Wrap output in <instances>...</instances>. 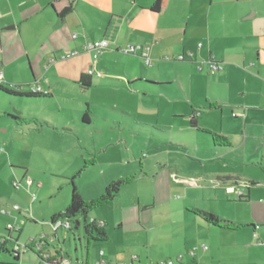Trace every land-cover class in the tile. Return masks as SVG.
Here are the masks:
<instances>
[{"label":"crops","instance_id":"0c3cea01","mask_svg":"<svg viewBox=\"0 0 264 264\" xmlns=\"http://www.w3.org/2000/svg\"><path fill=\"white\" fill-rule=\"evenodd\" d=\"M154 2L155 0H0L1 86L6 89L26 86L27 89H18L20 93H29L31 86H39L50 93V97H16L22 101L17 103L38 109L42 106L40 103L53 98L52 89L56 82L62 86L59 87L61 94H68L71 86L88 91L96 85L113 83L142 95L158 94L171 100L175 92L178 93L173 91V80L181 92L188 90L187 80L198 81L197 91L202 89L199 82L201 85L203 81L204 85L212 84L210 91L215 95L213 101L203 97L200 108L191 109L189 116L191 128L195 132L206 134L217 152L214 160H208L209 163L203 165L209 171L202 175L198 183L194 181V184H189L183 178H179V183L172 182V176H177L181 169L176 164H166L155 153L147 164L127 163L120 166L119 173L109 172L117 164H100L93 180L104 188L118 179L128 180L120 191L129 183L152 181L151 206L156 209L166 205L168 214H176L178 211L168 204L170 199L157 203L158 182L166 181V185L170 187L192 186L198 195L214 201L216 206L205 203L181 209L186 213L187 219L181 224L182 227L173 231L168 243L157 248L158 260H162L161 262L172 260L173 264H264V40H260L261 34L257 32L260 23L264 26V9L258 7V3H264V0H168L166 6L158 12L152 11ZM73 34L76 35L75 38H72ZM100 39H108L110 46L93 62L91 54L85 52L84 48L88 42ZM195 40L205 44L208 59L214 56L221 65V70L210 69L204 73L201 70L195 73L198 54ZM130 44L139 45L142 49L143 46H148L147 56L158 59L157 69L163 70L166 78L150 83L139 79V76L135 77L131 67L127 66L128 61L135 60L128 54L126 57L122 56L125 71L115 66H112L115 73H101L98 70L106 58L119 56L117 50ZM111 47L116 51H112ZM73 53L76 54L65 57ZM180 54H191V58L186 55L189 58L187 62L176 61ZM140 58L144 63L141 55ZM151 65L150 61L149 66ZM102 68L111 69L106 65ZM89 69H93V74H87ZM82 75L91 83L87 88H82L79 83ZM0 96L8 99V102L9 97L14 98L1 90ZM3 110L5 111L0 117H7V124L4 127L2 122L1 129L7 136V114L10 111L7 106ZM11 110H15V107L12 106ZM17 112L22 116L20 111ZM178 114V111H173V118L178 117ZM202 115L220 120V126L212 131L226 138L228 146L213 145L210 134L214 133L206 131L210 128L200 125L196 119ZM30 118L29 122L13 126L21 130L30 129L34 133L48 131L58 135V155H71L77 159L81 152L79 149L86 150L88 156L96 152L99 156H104L107 151L116 149L109 141L106 144L99 141L100 147H95L96 143L91 140L92 134L88 131L86 133L91 125L90 118L86 115L63 118L35 111L30 113ZM81 132L84 133L83 137ZM159 135L160 141L168 143V146L174 147L173 143L176 144L169 132H161ZM0 140L8 150V141L3 137ZM216 165L222 168L219 173L214 169ZM226 169L230 170L223 171ZM207 174L211 176L209 179L206 178ZM222 174L226 176L224 180L220 179ZM243 185L246 187L243 188ZM240 190L243 191L242 199L236 195ZM120 191L113 200L120 198ZM141 206V211L149 208L148 204ZM126 208L135 209V206L120 207L117 221L113 220L114 224L119 223L120 228H123ZM195 210L212 214L223 222L239 227H214L196 215ZM130 217L133 220V216ZM90 220H105L107 227V219L94 216ZM131 226L126 230L134 234L150 228L153 230L152 227L146 230L135 224ZM164 231L156 235L157 240L164 237ZM244 232L248 238L246 241L241 239ZM254 234L257 235L256 238ZM9 236L11 240L8 242H14L12 233ZM204 242L209 245L205 250L202 249ZM99 250L102 249L99 248L98 252ZM192 250L193 256L189 255Z\"/></svg>","mask_w":264,"mask_h":264},{"label":"rangeland","instance_id":"374dc122","mask_svg":"<svg viewBox=\"0 0 264 264\" xmlns=\"http://www.w3.org/2000/svg\"><path fill=\"white\" fill-rule=\"evenodd\" d=\"M258 7L264 9V3L259 2ZM263 27L260 23L257 28V32L261 34L260 40H264ZM194 43L198 50L195 73L197 74L201 70L204 73L205 70H210L208 51H205V44L202 41L195 40ZM129 46L138 47L139 45L130 44L117 50L119 56H110L101 65L102 67L106 65L111 69L105 70L100 66L98 70L101 73H115L112 66L124 70L122 56L126 57L127 55L122 50ZM143 47L144 49L149 48L148 46ZM111 50L116 51L114 47H111ZM210 52L217 55L212 50ZM139 54L140 52L128 54L135 60V62L128 61L127 63L135 77L139 76L141 77L139 79L147 80L150 83H157L166 78L163 70L157 69L158 59H153L148 55L152 65L146 66ZM181 55L183 54L176 57V61L187 62L189 60L186 57L189 54L184 55L183 60H179L178 57ZM169 60L172 61V59ZM180 76L182 78L181 72ZM125 81L126 79H124ZM187 82L188 90L181 92L180 87L173 80V91L178 93L175 92L172 100L158 94L142 95L140 92H132L113 83L111 85H96L88 91L71 86L68 94H61L59 87L62 86L56 82L57 84L55 83L52 89L53 98L40 103L42 106H39L38 109L24 105V103H17V101L22 102L19 98L9 97L8 102V99H2L3 97L0 96V115L5 111L3 109L6 106L10 111L7 114L9 116V134L7 136L1 129L2 122L5 124L4 127L6 126L7 117H0V138L3 137L4 140H7L6 144L9 146L8 150L5 149V143L0 140V210L10 211V208L17 207V210L10 211L8 216L0 215V236H7L5 229L7 224H11L17 229L16 233H12L13 239L21 248L24 246L28 248L20 254L18 261H14L10 254L3 252L0 264H44L38 256L42 259L46 255L54 256L55 250L60 252L63 258L69 260L71 264H97L99 248L105 253V260L111 264L162 263V260H158L157 248L168 243L173 231L182 227L181 224L187 219L186 213L181 209L185 210L187 207L191 208L205 203L216 206L214 201L207 200L194 192L192 186L170 187L168 184L166 185V181L156 184L157 203L170 199L168 204L178 211L176 214H168L166 205L156 209L151 206L153 205L152 181L125 185L120 191L118 200L94 208L88 214L87 220L94 219V216L107 219L108 237L106 242H93L89 248H87L83 235V218L81 216L77 218L78 228H74L72 225L71 230L61 228L56 233L52 230L50 218L54 213L62 212L67 207L71 192L70 179L73 176H76L74 184L85 201L88 202L102 194L104 186H99L97 181L93 180V175L100 169L98 167L100 164H117L118 166H113L109 172L119 173L120 166L127 163H132V165L133 162L147 164L155 153L166 164H176L177 168L181 169L177 176H172V182L179 183V178H183L198 183L202 175L209 171V168L204 169L203 165L208 164V160H214L217 152L206 134L195 132L191 128L189 116L191 109L198 110L200 108L203 97L213 101L215 95L210 91L213 88L210 87L213 86L212 84L204 85L203 81L201 85L199 82L202 89L197 91V80L192 79ZM23 88L27 89L26 86L22 88L18 86L9 87V90L18 91ZM12 106L15 107V110H11ZM17 111H20L22 116ZM35 111L43 115L63 118L77 117L80 114L86 115L91 121L90 129L86 130V133L88 131L92 134L91 140L96 143L95 147L98 149L100 142L106 144L109 141L112 143L111 146H116V149L107 151L104 156H99L97 152L88 156L86 150L79 149L78 151L81 152L77 155V159L71 155H58L57 150L60 145L58 135L48 131L34 133L30 129L21 130L13 126V124L31 121L30 113ZM173 111L179 112L178 117L173 118ZM124 114L130 118L127 119ZM18 118L25 120L20 122L17 120ZM196 119L200 125H207L210 129L206 131L209 132L220 126V120L205 115L198 116ZM79 124L80 120L77 122V125ZM161 132L172 134L174 137L172 141L176 142V144L173 143L174 147L160 141L159 134ZM211 133L217 135L216 132L212 131ZM80 135L83 137L84 133ZM97 142L99 143L97 144ZM79 148H81L80 144ZM214 169H217L218 173L222 171L219 165H216ZM25 174L32 180V185L28 189L23 185H20L18 189L14 188L13 183L22 181ZM221 176V180L226 177L225 174ZM210 177L209 174L206 175L207 179ZM145 204H148L149 208L141 211V205ZM132 205L135 206V209L126 208L123 228H120L119 223L114 224L113 220L117 221L120 207ZM130 216H133V220ZM96 221L103 223L105 220ZM133 224L142 226L146 230L152 227L153 230L151 231L150 228V230L139 234L127 232L126 229L132 227ZM162 230H165L164 237L157 240L156 235L160 234ZM241 235L242 240H248L245 232ZM51 238H53L52 241ZM204 245L209 248L207 242H204ZM7 246L10 250L13 242H8Z\"/></svg>","mask_w":264,"mask_h":264},{"label":"trees","instance_id":"16d2710c","mask_svg":"<svg viewBox=\"0 0 264 264\" xmlns=\"http://www.w3.org/2000/svg\"><path fill=\"white\" fill-rule=\"evenodd\" d=\"M168 0H155L153 6H152V11L153 12H158L161 9H163ZM79 83L82 88H87L91 85L89 80H86L84 76H80L79 78ZM0 90L4 92L7 95L14 96V97H34V98H47L50 97V93H20L19 91H10L9 89L3 88L0 85ZM85 116V115H84ZM84 119V118H83ZM20 122H23V119H17ZM211 135V140L213 145L215 146H228L229 141L216 134H210ZM76 176H73L70 179V184H71V192H70V198H69V203L67 207L64 209L62 212L55 213L51 216L50 221H54L56 219H65L70 222L71 228L72 225L74 228L79 227V222L77 220L78 217L83 218V224H82V229H83V235L86 240L87 248L91 246L93 242H106L107 241V233H106V223H98L95 220H87L88 214L92 211V209L97 208V207H102L109 202H111L118 192L120 191V188L122 185H124L128 180H117L114 182H111L108 184L101 195H99L97 198L92 199L90 201H85L82 196L80 195L77 186L74 184V178ZM243 197L239 198L242 199ZM196 215H198L203 221L208 223L209 225H212L214 227H222V228H227V229H236L239 226H234L230 223L223 222L219 220L216 216L201 212V211H194ZM20 257V254H16V256L13 257L14 261H18Z\"/></svg>","mask_w":264,"mask_h":264},{"label":"built area","instance_id":"2783aa9c","mask_svg":"<svg viewBox=\"0 0 264 264\" xmlns=\"http://www.w3.org/2000/svg\"><path fill=\"white\" fill-rule=\"evenodd\" d=\"M76 35L73 34L72 35V38H75ZM110 46V42L108 39H100V40H97V41H93V42H88L85 46V52L91 54V58L93 60V62H95L98 57L106 50L108 49ZM147 50V48H145ZM145 49H142L141 47H133V46H129L125 49L122 50L123 53L125 54H135V53H138V51H140V54L144 60V63L145 65L149 66L150 65V60L146 54V50ZM76 53H73V54H67L65 57L68 58L72 55H75ZM185 56L184 55H181L178 57L179 60H183ZM188 57H191V54L188 55ZM209 67L212 71H219L222 69L221 65L216 62L214 56H211L209 58ZM87 74L88 75H91L93 74V69H89L87 71ZM98 76L100 74H97ZM3 83V73H2V70H1V65H0V85ZM30 90V93H46V91H43L39 86H36V85H33L29 88ZM233 116H242L241 114H233ZM23 181V182H22ZM22 181H17V182H14L13 183V187L18 189L20 185H23L24 187H26L27 189L32 185V180L25 176L23 177V180ZM189 181V184H194L195 182L193 180H188ZM22 182V183H21ZM243 188L246 187V185H243L242 186ZM228 191H231L233 192L232 189H228ZM237 197L238 198H241L243 196V191L240 190V191H237ZM34 198V196H33ZM262 203H264V199L262 200ZM12 210H17V207H12L10 208V211ZM10 211H6V210H0V214L1 215H5V216H8L10 215ZM92 221V220H90ZM100 223V222H98ZM102 224V223H100ZM50 225L52 227V230L54 233H56L59 229L61 228H66V229H70L71 228V225H70V222L68 220H65V219H56L52 222H50ZM6 232H7V236H0V257L2 255L3 252H6L7 254H10L12 257L16 256V254H21V253H24L26 251V249H28L27 247H22L16 242L14 241L13 242V246L11 247V249L9 250L7 244H8V241L11 240L10 236H9V233H16L17 229L11 225V224H7L6 226ZM254 237L256 238L257 235L254 234ZM53 240V238H51V241ZM202 249H206V246H202ZM99 254V262H97V264H111L109 262H107L106 260H104V252L103 250H99L98 252ZM189 255L193 256L194 255V251H190L189 252ZM39 257V256H38ZM39 259L41 261L44 262V264H71V262L67 259H64L62 254H60V252H55V255L54 256H45L44 259H42V257H39ZM160 264H173V261L172 260H167L165 262H162Z\"/></svg>","mask_w":264,"mask_h":264}]
</instances>
